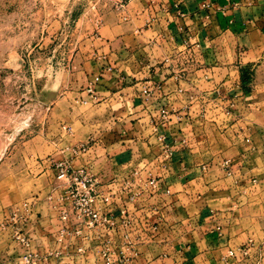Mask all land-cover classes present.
<instances>
[{
	"label": "crops",
	"instance_id": "0c3cea01",
	"mask_svg": "<svg viewBox=\"0 0 264 264\" xmlns=\"http://www.w3.org/2000/svg\"><path fill=\"white\" fill-rule=\"evenodd\" d=\"M106 5L92 35L95 59L80 92L84 101L76 103L81 110L75 114L69 103L62 121L72 129L66 144L93 137L90 152L75 162L103 179L121 164L139 162L161 173L171 188L162 235L140 247L134 264H222L244 233L232 204L238 194L226 184L225 172L232 170L237 182L250 180L264 160L256 153L264 149V126H249L247 140L241 136L247 127L240 130L250 106L255 117L264 116V0H109ZM144 87L151 90L148 101ZM215 103L231 110L237 118L232 126L237 124L242 137L238 154L223 166L217 159L198 162L189 146L197 133L192 125L200 114L206 118L217 109ZM162 106H187L189 116L158 123ZM158 134L172 147L166 169L156 159ZM54 175L36 193L43 197ZM37 210L29 231L33 246L44 252L54 246L57 219L44 200ZM48 263L55 264L54 258ZM74 264L103 263L88 254Z\"/></svg>",
	"mask_w": 264,
	"mask_h": 264
},
{
	"label": "rangeland",
	"instance_id": "374dc122",
	"mask_svg": "<svg viewBox=\"0 0 264 264\" xmlns=\"http://www.w3.org/2000/svg\"><path fill=\"white\" fill-rule=\"evenodd\" d=\"M98 1L0 0V264H22L6 215L48 183L55 174L52 160L70 155L64 149L73 143L66 144L71 136L62 121L69 103L76 114V103L84 101L80 92L95 59L92 35L109 0L101 7ZM213 105L217 109L192 125L197 133L189 140L190 153L198 162L217 159L223 166L238 154L237 140L251 138L249 126H264V116L255 117L250 106L238 124L247 127L241 137L231 110ZM256 153L264 157V149ZM78 158L72 160L76 166L82 164ZM259 164L243 182L225 172L226 184L238 194L232 204L244 233L229 248L236 254L228 249L222 264H264V160Z\"/></svg>",
	"mask_w": 264,
	"mask_h": 264
},
{
	"label": "built area",
	"instance_id": "2783aa9c",
	"mask_svg": "<svg viewBox=\"0 0 264 264\" xmlns=\"http://www.w3.org/2000/svg\"><path fill=\"white\" fill-rule=\"evenodd\" d=\"M142 92L148 101L151 90L144 87ZM89 93L95 96L91 87ZM188 116L187 106H162L157 121L166 124ZM62 127L67 132L72 130L67 124ZM157 138L161 148L156 159L166 169L172 160V147L165 135L158 134ZM94 145L93 137L69 145L67 158L52 160L55 175L46 194H32L6 215L4 224L11 231L22 264H44L50 258L55 264H74L88 254L103 264H134L142 255L140 247L161 237L167 222L166 207L170 206L166 196L172 194L163 175L139 162H128L103 179L87 164H73V157L90 152ZM43 200L56 213L57 227L54 246L41 252L33 246L29 226ZM228 254L236 252L229 249Z\"/></svg>",
	"mask_w": 264,
	"mask_h": 264
}]
</instances>
